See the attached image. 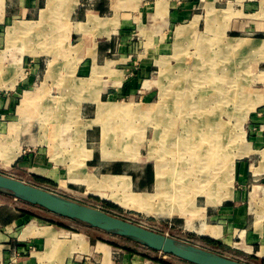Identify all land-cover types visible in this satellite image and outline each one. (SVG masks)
<instances>
[{"label": "rangeland", "instance_id": "obj_1", "mask_svg": "<svg viewBox=\"0 0 264 264\" xmlns=\"http://www.w3.org/2000/svg\"><path fill=\"white\" fill-rule=\"evenodd\" d=\"M64 1L49 0L46 10L42 13V22L55 11L49 18L50 22L36 23L34 30L37 34L26 33L19 40V46L17 44L12 51L14 59L21 61L20 52L33 49L32 53L42 57V64L50 73L47 74L50 85L47 82L43 84L42 93L34 96L31 108L36 123L32 121L34 124L31 129L36 125L40 140L48 141V149L54 145L51 149L53 158L51 164H57L58 167L54 169L56 172L52 171V168L49 171L29 168L40 171L55 181L51 179L42 181L37 179V176L33 177L29 169L21 167L23 165L20 163L11 165L17 159L14 141L8 144L0 140V172L42 186L104 213L142 224L167 234L184 245L248 264H264L262 259L255 256L257 250L241 241L238 233H233L235 235L229 241V245H224L216 240L215 243L209 241L202 232L204 214L208 206L221 208L236 202L234 198L240 183L238 169L244 161L248 168L251 167L252 136L259 129L253 121V111L257 109L258 104L256 90L258 87L262 88L263 83H258L261 79L248 72L251 54L239 53L233 48H227V52L226 49L224 51V47L215 46L222 39H228L225 31L227 20L230 21L239 14L236 0H232L229 5L233 12L229 17L227 10H222L226 8L222 1L214 6V11L210 14L209 5L213 0H177L180 6L187 2L195 4L196 18L198 17L196 29H191L181 37L178 36L180 28L173 27L168 30L166 37L174 44L168 52L162 54V51L150 46L152 40L148 41L147 46L144 43L142 45L141 41L146 40L147 35L150 39H155L156 35L158 39L161 38L163 28L160 18L164 17L167 8L162 6L163 14L159 16L158 4L162 0H142L145 3L143 8L149 12V24L146 25L143 16L142 21L133 23V29L119 31L114 36L116 43L120 44L117 50L106 62H100L102 63L100 65L109 62L112 71L107 73V68L100 66L94 74L103 76L97 78L96 75L87 80L84 79L90 77L93 71L89 75L80 76L77 75L80 73H77L76 69L83 57L79 55L82 52V41L88 37H84L85 33L76 31L75 23L71 21L70 15L67 16L69 7L63 5ZM87 1L79 0L78 5L86 6ZM163 1L169 2L170 6L173 3L172 0ZM117 2L120 5L126 4L127 7L124 8L130 11V8L137 6L139 0ZM156 22L159 25H156ZM38 34L46 38L40 39L37 37ZM93 50L95 49L84 50L82 54L86 52L91 54ZM142 50L144 56L141 59L134 56L130 58V54L136 52L138 54ZM145 62H151L152 65L150 75L146 78L141 74ZM132 77L138 78L136 91L141 89L143 81L148 79L150 81L145 87L155 84L157 86L155 94L145 97L144 92L137 91L116 97L106 93L108 87H123L125 81ZM82 80L84 88H79ZM262 92L264 95V90ZM97 98L99 101H96ZM112 104L121 105L126 112L119 110L120 112L111 114L109 110ZM205 116L210 118L211 125L203 126ZM4 118L0 116L1 121H4ZM52 135L61 144L60 151L59 144L53 142ZM0 136L2 137L1 133ZM12 137L16 136L10 135L7 140L11 141ZM93 146L97 149L101 146V155L105 161L127 160L129 157L134 163L127 168L135 172L139 171L146 160L152 163L156 172L157 162H165L167 173L171 175L162 176L161 179H166L167 183H170L176 178V187L180 184L178 181L180 175L183 182L189 180V185L195 181L198 166L205 163L206 155L212 158L220 156V161L224 164L220 174L223 175L221 177L225 180V186L222 184L218 193L207 200L201 192L194 191L193 184L189 190L185 189L189 196L192 194L194 197V202L187 205V208L181 205L183 198L179 200L177 196L175 202L165 201L174 204V214L151 212L145 208V202L142 200L146 193L153 195L157 192L156 185L138 190L133 187L128 175L103 174L108 172L89 167L85 161L92 155L88 148ZM3 150L5 155L2 153ZM7 161L10 162L6 164ZM72 162L74 163L70 166ZM59 170L61 174L58 173ZM113 192L122 195L121 201L110 199ZM166 192L160 197L154 195L150 202L158 204L161 199L167 200L166 196L172 191ZM0 198L8 204L17 206L19 210L30 212L33 218L73 231H86L102 241L130 248L134 253L151 260L156 261L158 258L167 262H159L161 264H192L131 237L97 229L84 222L58 215L21 197L0 191ZM1 215L5 218L8 211H3ZM219 230L220 233L221 228Z\"/></svg>", "mask_w": 264, "mask_h": 264}, {"label": "crops", "instance_id": "obj_2", "mask_svg": "<svg viewBox=\"0 0 264 264\" xmlns=\"http://www.w3.org/2000/svg\"><path fill=\"white\" fill-rule=\"evenodd\" d=\"M172 1L171 6L169 2L163 0L158 4L159 16L163 14L162 6L167 8L165 9L164 17L160 18L161 27L163 28L161 38L158 39L156 35V40L152 37L150 39L147 35L146 40L142 39L141 41L142 45L144 43L147 46L148 41L152 40L150 46L162 51L161 54L168 52V49L174 44L170 38L166 37L168 30L173 27L176 29L180 28L178 36L181 37L186 32L191 31V29H196L198 17L196 18L197 10L195 4L187 2L180 6L177 0ZM219 1L225 3L226 8H222V10H227V16L232 15V8L229 7L232 0H213L209 5L208 12L212 14L214 6H217ZM48 2L49 0H0V116L5 117L4 121L0 119V133L2 137H6L2 138L0 136V140L8 142V144L12 141L15 142L13 143L17 151L15 156L17 159L11 165L20 163L23 165L21 167L29 169L32 176L34 175L33 177L39 176L44 179L54 180L40 173V171L30 170L29 168H37L43 171H49L52 168V171H55L54 169L58 167L57 164H51L53 162L51 149L54 146L52 139L56 144H59V141L52 135V145L48 149V141L40 140L41 136L36 132V125L34 129H31V126L36 123L35 115L31 108L32 102L34 96L42 93L43 84L47 82L50 85V80L47 77V74H50L49 70L42 64V57L32 53L33 49H28L24 52L19 50L22 56L21 61L15 60L12 55V51L17 44L19 46L21 37L26 33L37 34L34 30L36 23L50 22L49 18L55 11L50 13L49 17L42 22V13L43 10H46ZM78 2L79 0H65L63 5L66 4L69 7L67 16L70 15L71 21L75 23L76 31L89 35L84 36L88 38L84 42L82 41V52L90 49L95 50L91 54L89 52L85 54L81 52L79 54L80 57H83L77 64L76 71L80 73L77 75L86 76L93 71V74L84 80L96 75L97 78H101L103 74H94V71H97L100 66L107 68V73L112 71L109 62L106 65H100L102 64L100 62H106L107 58L113 55L120 45L116 43L114 36L124 29H133V23L142 21L143 16L147 22L146 25H148L150 21L149 12L143 8L145 3L142 0L136 3L137 6L130 8V11L124 8L127 7L126 4L121 3L120 5L117 0H88L86 6H79ZM235 4H237L239 14L230 21L227 20L228 25L225 31L228 39H222L215 46L224 47V51L226 49L227 52V48H233L236 49V52L251 54L252 59L248 63V72L255 74L257 79H261L258 83H263V87H258L256 90L258 92V104L256 105L257 109L253 111V121L259 129L252 136L251 167L248 168V164L244 161L238 169L240 183L237 186L234 198L236 202L221 208H208V206L204 214L203 228L206 225H210L213 233L210 235L203 233V235L224 245H229V241L234 238L235 234L233 233H238L241 241L250 244L251 247L256 249L255 256L264 261V254H261L264 248V95L262 92L264 90V0H236ZM122 21H124L123 24ZM155 24L159 25L158 22ZM87 30L88 32H86ZM37 37L40 39L46 38L41 34H38ZM124 42L128 43V41ZM124 42L122 43L124 44ZM203 43L204 41L201 44ZM142 53L143 50L138 54L136 52L129 56L130 58L134 56L141 59L144 56ZM95 64L97 65L95 66ZM151 68V62H145L141 74H144L145 78L148 77ZM148 81L150 80L145 79L141 89L137 90L144 92L145 97L155 94V89L157 88L155 84L145 87ZM125 82L123 87L120 88L108 87L106 93L110 96L119 97L137 92L135 86L138 78L132 77ZM83 85L82 80L78 87L84 88ZM96 101H99L98 98ZM32 121L35 122L33 123ZM49 133L51 134V131ZM10 135H15L16 137H12L11 141L7 140ZM15 138L18 139L16 140ZM14 146H12L13 151ZM60 149L61 144H59L58 151ZM88 149L92 151L91 157L85 161L89 167L100 168L108 172L103 174L128 175L131 179V184L138 190L148 189L155 184L157 172L153 168L154 181L151 186L145 188H140L139 186L146 168L149 165L152 166L150 161L146 160L138 171L141 175L134 177L130 172L135 171L127 168L131 163H134L129 157L127 160L105 161L101 155V146L98 149L94 146ZM2 153L5 155L4 150ZM117 167H121L124 173L115 174L111 172V168ZM58 173L61 174V171L59 170ZM3 211H8V215L5 218L1 215ZM217 222L218 224H216ZM219 227L221 228L220 233ZM29 245L34 246L32 251H29ZM0 264L161 263L121 246L102 241L91 236L86 231H73L23 214L17 206L8 204L7 201L0 198Z\"/></svg>", "mask_w": 264, "mask_h": 264}, {"label": "water", "instance_id": "obj_3", "mask_svg": "<svg viewBox=\"0 0 264 264\" xmlns=\"http://www.w3.org/2000/svg\"><path fill=\"white\" fill-rule=\"evenodd\" d=\"M0 190L50 211L94 228L131 237L165 254L174 255L192 264H248L216 253L179 243L167 234L125 218L104 213L63 197L47 188L0 172Z\"/></svg>", "mask_w": 264, "mask_h": 264}, {"label": "bare ground", "instance_id": "obj_4", "mask_svg": "<svg viewBox=\"0 0 264 264\" xmlns=\"http://www.w3.org/2000/svg\"><path fill=\"white\" fill-rule=\"evenodd\" d=\"M119 110L121 112H126L121 105H117V104H112L109 112L111 114H115ZM203 120H204V122L202 123L203 126H207V125H211L212 124V122L210 121L209 117H206ZM197 123H196V125H200V124H197ZM217 125L219 126L221 124H217ZM219 147L221 148L220 145H219ZM112 156H115V155H112ZM205 158H206V160H204L205 163H203V165L200 164L198 166L199 169H198V172H197V174H196V176L194 178L195 181L191 185L194 184V186H195V190L194 191L201 192L204 196H206V199L208 200L211 196H213V194L218 193V191L220 190L222 184L224 185V181L225 180H223V177H221L222 174H220L221 167H222V164H223V162L220 161L221 160L220 156L217 157V158H212V157L206 155ZM9 162L10 161H7L6 164H8ZM179 172H180V170H179ZM168 175L170 176L171 174L167 173L166 163L165 162H163V163L162 162H157V177H156V183H155V185H156L155 188H156L157 192L155 194H153V195L146 193V195H144L145 197H143V200H142L143 202H145V208L148 209L151 212H155V213H159V214H170V215L174 214L175 213L174 210H173L174 204H171V203L175 202V199H176L177 196H178L179 200H181L183 198L181 200L183 202V204H181L182 206L186 207L187 205L192 204L194 202V197L192 196V194H190V196H189L188 191H187L191 187V185L188 184L189 180L188 181L186 180V181L183 182V177L181 178V175H180L179 176V180H178L180 184H178L177 187H176L175 186L176 178H173L170 181V183H167L166 179H163V178L161 179L162 176H167L168 177ZM157 179H158V181H157ZM107 181H108V179H107ZM167 185H168V187H167ZM226 186H227V183H226ZM186 188H187V190H185ZM166 191H172L171 193H169L166 196L167 200H164V199L162 200L161 199V200H159L158 204H156V203L154 204L153 202L152 203L150 202L151 200H153L154 195L160 197L161 195H164ZM166 193H168V192H166ZM121 198H122V195H120L119 192H113L110 195V199H112V200H114L116 202L117 201H121ZM219 199H221V198L219 197ZM165 201H167V202L168 201H172V202L171 203H166ZM202 232L207 234V235H210V234L213 233L212 232V227L210 225H206L202 229ZM261 254L262 255L264 254V249L262 250Z\"/></svg>", "mask_w": 264, "mask_h": 264}, {"label": "trees", "instance_id": "obj_5", "mask_svg": "<svg viewBox=\"0 0 264 264\" xmlns=\"http://www.w3.org/2000/svg\"><path fill=\"white\" fill-rule=\"evenodd\" d=\"M112 173H115V174H121V173H124V170L121 168V167H117V168H111L110 169ZM131 175H133L134 177H137L138 175H141L140 173L138 172H130ZM37 179L39 180H42V181H49L48 179H44V178H41L39 176H37ZM154 181V170H153V167L151 165H149L146 170H145V173H144V176H143V179L141 180V183L139 184L140 188H145V187H150L151 184L153 183ZM1 191V190H0ZM6 193V192H4ZM10 195V194H9ZM21 212L23 214H26V215H31L30 212L28 211H25V210H22L21 209ZM56 223V222H55ZM59 224V223H58ZM62 225V224H60ZM209 241L215 243L214 240L210 239L209 238ZM129 251H134V250H131L130 248H128ZM157 259V260H156ZM155 260L158 261V262H161V263H167L166 261L162 260V259H158L156 258Z\"/></svg>", "mask_w": 264, "mask_h": 264}, {"label": "built area", "instance_id": "obj_6", "mask_svg": "<svg viewBox=\"0 0 264 264\" xmlns=\"http://www.w3.org/2000/svg\"><path fill=\"white\" fill-rule=\"evenodd\" d=\"M34 249L33 245H29V251H32Z\"/></svg>", "mask_w": 264, "mask_h": 264}]
</instances>
